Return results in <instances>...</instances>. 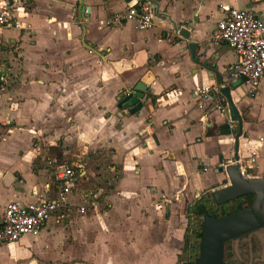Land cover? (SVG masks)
Returning a JSON list of instances; mask_svg holds the SVG:
<instances>
[{
	"label": "crops",
	"instance_id": "1",
	"mask_svg": "<svg viewBox=\"0 0 264 264\" xmlns=\"http://www.w3.org/2000/svg\"><path fill=\"white\" fill-rule=\"evenodd\" d=\"M144 1L15 0L11 11L22 29H0V55L10 50V62L0 61V210L57 199L60 185L47 176L52 148L77 170L78 188L68 219L56 214L39 236L0 243V264L189 262L190 210L228 187L222 168L236 164V124L203 100L202 89L217 84L199 63L231 86L239 56L227 44L213 46L211 34L230 9L264 21V0H152V29L103 25ZM175 24H188L190 38ZM142 81L150 85L142 110L118 109L122 94ZM232 94L244 118L242 173L264 179V79L254 98L243 84ZM96 192L101 197L91 198ZM249 239L228 244L232 262H264L245 257ZM255 241L263 252L264 228Z\"/></svg>",
	"mask_w": 264,
	"mask_h": 264
},
{
	"label": "built area",
	"instance_id": "2",
	"mask_svg": "<svg viewBox=\"0 0 264 264\" xmlns=\"http://www.w3.org/2000/svg\"><path fill=\"white\" fill-rule=\"evenodd\" d=\"M15 0H4L0 5V29H22L20 23L13 19L12 8ZM156 6L152 1L132 6L128 10L116 13L105 21L103 25L118 28L124 24L133 23L140 31L154 27ZM210 42L213 46L227 44L239 56L229 72L230 84L242 80L247 94L254 98L259 92L264 79V21L253 11L230 9L217 23ZM200 95L203 100L213 104L214 111L227 115L229 113L226 98L220 93L218 86L202 89ZM203 108V106H200ZM254 152L249 159V167L256 162ZM54 169V177L60 185V193L56 200H40L32 203L11 202L0 210V243H13L24 236L37 237L44 226L56 214L68 219L74 206L70 196L77 190V172L69 165H57V159L50 161ZM99 192L91 198L99 199ZM81 214H86L87 205L78 207Z\"/></svg>",
	"mask_w": 264,
	"mask_h": 264
},
{
	"label": "water",
	"instance_id": "3",
	"mask_svg": "<svg viewBox=\"0 0 264 264\" xmlns=\"http://www.w3.org/2000/svg\"><path fill=\"white\" fill-rule=\"evenodd\" d=\"M174 30L183 38H190L188 24L183 28L175 24ZM189 47L194 60L197 45L190 43ZM199 64L215 74L216 84L228 104L230 121L236 124L237 130L234 154L236 164L223 166L222 168V172H225L229 178L230 185L215 192L213 200L220 207L241 198L254 197L252 205L245 209L219 219L209 215L204 217L201 255L200 259L194 264H225V247L227 243L233 242L242 236H249L253 232L264 228V179H247L242 173L239 150L240 138L244 132V118L243 111L235 103L232 94V89L238 88L242 84V80L234 82L231 86H223V79L218 71L211 68L208 64ZM149 86L146 81H142L135 88L124 92L118 101V109L125 111L128 115L138 114L142 110L144 103L149 100ZM259 264H264V262Z\"/></svg>",
	"mask_w": 264,
	"mask_h": 264
},
{
	"label": "trees",
	"instance_id": "4",
	"mask_svg": "<svg viewBox=\"0 0 264 264\" xmlns=\"http://www.w3.org/2000/svg\"><path fill=\"white\" fill-rule=\"evenodd\" d=\"M145 2H147V0L144 1V3ZM4 78H5V72L0 69V87L2 86L3 83H5ZM48 155H49L50 161H52L53 159H57L58 161L57 165H67L62 151L59 150L58 148H52L48 152ZM74 170L77 172L76 169ZM253 201H254V197L250 196L240 201H235V202L229 203L221 207H217L211 198H208V199L203 198L201 201L197 202L190 210V214H191L190 222L192 219L195 220L196 218L201 219L202 221H201V226L199 230H197L195 238H194L196 248L194 247L195 249L193 248L192 250V253H191L192 260H190L186 264H194L200 259L201 243H202L203 228H204V217L206 215H209L211 217H216L219 219L231 213L240 211L242 209H245L251 206ZM245 204H248V206H246ZM229 205H232V207L230 209H227Z\"/></svg>",
	"mask_w": 264,
	"mask_h": 264
},
{
	"label": "rangeland",
	"instance_id": "5",
	"mask_svg": "<svg viewBox=\"0 0 264 264\" xmlns=\"http://www.w3.org/2000/svg\"><path fill=\"white\" fill-rule=\"evenodd\" d=\"M6 49V47L5 46H2V45H0V52H5L4 50ZM7 51H8V54L7 55H0V61L2 62V63H8V62H10L9 60V55H10V50H9V48L7 49ZM1 54V53H0ZM12 54H14V52H13V50H12ZM3 57H7L8 59H6V60H3L2 58ZM47 167H50V168H48V177L50 176L51 178H52V176H54V173H53V171H54V169L52 168V166L50 165L49 166V164L47 165ZM247 177V176H246ZM107 184H105L104 186H106ZM107 187V186H106ZM209 198H211V197H209ZM201 219H192L191 220V223H190V229H189V239H190V248H189V250L191 249V247H195V241H194V238H195V235H196V232H197V230H199V228H200V226H201ZM191 253H188V251H187V253L185 254V260H192V258H191Z\"/></svg>",
	"mask_w": 264,
	"mask_h": 264
},
{
	"label": "flooded vegetation",
	"instance_id": "6",
	"mask_svg": "<svg viewBox=\"0 0 264 264\" xmlns=\"http://www.w3.org/2000/svg\"><path fill=\"white\" fill-rule=\"evenodd\" d=\"M246 198V197H245ZM245 198H241L237 201H240L242 199H245ZM246 206H248V204H245ZM263 229L259 230V231H262ZM259 231H256V232H253L251 235H249L248 237H250V239L248 240L247 242V249H246V255L245 257H248L247 260H255L256 258H264V251L261 252L259 250V248L257 247V243L255 241V238L258 236V233ZM231 243V242H230ZM228 244L226 245L225 247V258H224V261H225V264H237V262H232L231 260V256L230 254L228 253ZM245 264V263H244ZM247 264V263H246Z\"/></svg>",
	"mask_w": 264,
	"mask_h": 264
}]
</instances>
